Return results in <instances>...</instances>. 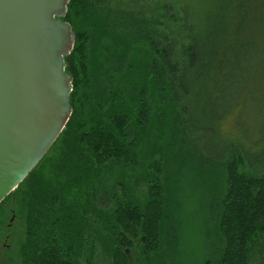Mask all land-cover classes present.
Instances as JSON below:
<instances>
[{"label":"trees","instance_id":"16d2710c","mask_svg":"<svg viewBox=\"0 0 264 264\" xmlns=\"http://www.w3.org/2000/svg\"><path fill=\"white\" fill-rule=\"evenodd\" d=\"M69 117L0 201L19 264H174L178 171L197 264H264V0H68Z\"/></svg>","mask_w":264,"mask_h":264},{"label":"water","instance_id":"95a60500","mask_svg":"<svg viewBox=\"0 0 264 264\" xmlns=\"http://www.w3.org/2000/svg\"><path fill=\"white\" fill-rule=\"evenodd\" d=\"M68 0H0V201L63 129L70 79L63 57L73 35Z\"/></svg>","mask_w":264,"mask_h":264},{"label":"rangeland","instance_id":"374dc122","mask_svg":"<svg viewBox=\"0 0 264 264\" xmlns=\"http://www.w3.org/2000/svg\"><path fill=\"white\" fill-rule=\"evenodd\" d=\"M181 172L177 179V194L173 196L176 203L175 233L181 243L177 246L174 264H197L196 259L206 243L207 234L204 225V198L198 178L190 173ZM21 237L19 221L12 214L0 225V264H19L16 252Z\"/></svg>","mask_w":264,"mask_h":264}]
</instances>
